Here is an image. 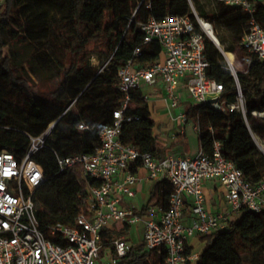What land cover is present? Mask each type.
<instances>
[{"label": "trees", "instance_id": "16d2710c", "mask_svg": "<svg viewBox=\"0 0 264 264\" xmlns=\"http://www.w3.org/2000/svg\"><path fill=\"white\" fill-rule=\"evenodd\" d=\"M190 2L200 16L212 22L219 47L235 52L251 17L238 6L216 0ZM190 2L150 0L149 7L145 0H71V4L68 0L1 1L0 150L20 157L29 146V135L38 136L57 121L44 146L33 155L47 176L35 191L36 217L42 231L57 223L72 224L77 215L87 214V189L96 184L81 167L61 172L57 155L94 152L100 144V130L113 123V111L124 98L118 89L117 68L130 58L145 67L161 58V46L155 41L145 44L139 56H132V49L142 41L140 23L151 16H192ZM254 17L264 28V2L256 5ZM205 50L209 62L206 74L222 84L226 108L221 111L195 104L187 109V115L197 121L199 145L205 152L210 153L213 140H219L224 156L247 180L257 183L264 178V154L251 131L263 136L264 119L251 112L264 110V62L254 61L245 72L236 73L249 129L240 111L228 109L236 103L237 91L232 72L225 69L224 55L208 37ZM92 56L97 65L91 63ZM32 77L40 82L53 78L55 87L52 91L35 90ZM124 115L136 118L123 122L122 143L151 152L158 159L167 156L141 88L131 91ZM80 122L92 129H78ZM131 170L136 172L137 167ZM171 190L167 182H157L148 204L167 207ZM127 227L107 235L120 237ZM199 240L203 248L198 259L189 264H264V210H244L225 229L200 235ZM161 259L137 243L120 264H160Z\"/></svg>", "mask_w": 264, "mask_h": 264}, {"label": "built area", "instance_id": "2783aa9c", "mask_svg": "<svg viewBox=\"0 0 264 264\" xmlns=\"http://www.w3.org/2000/svg\"><path fill=\"white\" fill-rule=\"evenodd\" d=\"M145 1L150 7V0ZM216 1L238 6L251 17L237 48L244 53L243 72L254 61L264 62V28L254 17L256 5L262 0ZM190 7L192 16L167 14L159 19L151 16L140 23L142 41L134 46L132 56H139L145 44L155 41L161 46V58L147 67L130 58L117 68L118 89L124 98L113 111V123L100 130V144L94 152L57 155L61 172L78 166L96 182L87 189V214L77 215L72 224L57 223L45 231L39 228L35 191L47 176L33 155L51 135L52 123L42 134L29 135V146L20 157L0 150V264H95L101 251L108 258L102 264H120L132 243L121 236L107 239L104 229L116 222L131 225L138 221L144 223V248L161 257L160 264H189L198 259V253L189 245L191 238L225 229L244 210H264V178L257 183L247 180L242 170L224 156L217 139L213 140L210 153L200 147L193 155L158 159L151 152L122 143L119 138L123 122L136 118L124 115L130 93L145 84L161 83L171 107L178 105V88L184 84L194 105L225 110L222 84L206 74L209 62L205 37L215 38L213 24L198 14L191 2ZM235 52H231V60L224 55L228 61L225 69L232 72L237 91V101L228 109L240 111L250 129L237 82L239 71L233 65ZM251 114L264 119V110ZM177 118L181 124L188 122L185 112ZM78 129L92 127L80 122ZM133 166L145 168L150 181L170 184L167 207L150 203L142 213L140 208L126 203L141 182L131 170ZM207 181H216L225 190V205L215 211L208 210L205 204ZM187 202L188 215L184 212Z\"/></svg>", "mask_w": 264, "mask_h": 264}, {"label": "crops", "instance_id": "0c3cea01", "mask_svg": "<svg viewBox=\"0 0 264 264\" xmlns=\"http://www.w3.org/2000/svg\"><path fill=\"white\" fill-rule=\"evenodd\" d=\"M262 2H264V0H262ZM145 86V90L142 88V86L141 90L143 95L146 96L145 98L150 107L151 117L155 121V133L158 136V141L168 149L167 156L182 157L193 155L200 148L197 130L198 125L194 119L190 118L189 116L188 122L186 124H181L177 118L181 112H185L187 114V109L194 105L188 97L185 85L182 84L178 88L180 100L176 107L170 106L169 100L164 96L162 89L163 85L161 83H157L155 85L145 84ZM190 135L193 136V145H190L188 141V137H190ZM179 147L180 149L176 150ZM136 173L141 178V182L136 186L135 195L132 198H126V203L133 204L137 209L140 208L142 210L143 206L148 204L151 193L155 190L157 182L147 179V172L143 167H138ZM138 193L142 194L144 198L146 196L147 201L142 202L141 204H136L133 201V198ZM204 193L206 197L205 204L208 210L215 211L225 205V190L218 182H205ZM189 210L190 204L187 202L184 209L186 215L189 214ZM124 225H128V227L126 233L123 236L130 241L129 237L127 236L130 225L122 222H116L108 225L104 229V231H106L104 232L105 237L107 239L116 238H109L107 233L121 231L124 228ZM197 239H199V236H195L189 241V245L193 251L194 249L192 241ZM138 243H143V239Z\"/></svg>", "mask_w": 264, "mask_h": 264}, {"label": "rangeland", "instance_id": "374dc122", "mask_svg": "<svg viewBox=\"0 0 264 264\" xmlns=\"http://www.w3.org/2000/svg\"><path fill=\"white\" fill-rule=\"evenodd\" d=\"M1 1L2 0H0V3H1ZM68 2L71 4V0H68ZM208 7H210V6H208ZM92 46H93V44L90 45V47H92ZM243 57H244V53L241 50H236L234 62H233L235 70L243 72V70L245 69V65L242 62ZM91 63L93 65L98 64L96 57H94V56L91 57ZM226 63L228 65L227 59H226ZM31 82H32V87L35 90H42V91H52L55 87V84H56V80L53 78H51L50 81L46 80V81L40 82L36 78L32 77ZM145 87H146L145 85H142V88L144 90H145ZM243 100H244V98H243ZM194 121L197 123L196 120H194ZM251 134H252V138H253V141L255 142L256 146L264 154V135L259 136L256 133H254L253 131H251ZM188 141H189L190 145H193L192 144L193 143V136L190 135V137H188ZM179 149H180V147L177 148L176 150H179ZM133 201L136 204H141L142 202L147 201V198H146V196L144 198L142 194L138 193L133 198ZM240 216H241V213H238L236 215L235 220L239 219ZM127 236L129 237V239L132 243L140 242L144 237V223H143V221H138L134 224H131L130 228L128 230ZM121 237H124V236L121 235ZM192 243H193L194 252L199 254L200 250L203 248V243L199 239L192 241ZM100 255H101V257L96 259L95 264H102V262L104 263L108 260V258L102 253V251H101Z\"/></svg>", "mask_w": 264, "mask_h": 264}, {"label": "water", "instance_id": "95a60500", "mask_svg": "<svg viewBox=\"0 0 264 264\" xmlns=\"http://www.w3.org/2000/svg\"><path fill=\"white\" fill-rule=\"evenodd\" d=\"M211 40H212V42H213L216 46H218V48L220 49L221 53L224 55L225 52L219 47V44H218L217 39H216V38H212ZM210 101H211V102H212V101H216V99H210ZM56 123H57V121H55V122H53V123L51 124L52 129H54ZM251 135H252V134H251Z\"/></svg>", "mask_w": 264, "mask_h": 264}, {"label": "bare ground", "instance_id": "6f19581e", "mask_svg": "<svg viewBox=\"0 0 264 264\" xmlns=\"http://www.w3.org/2000/svg\"><path fill=\"white\" fill-rule=\"evenodd\" d=\"M224 55L228 58V60H231L232 59V54L230 52H225Z\"/></svg>", "mask_w": 264, "mask_h": 264}]
</instances>
